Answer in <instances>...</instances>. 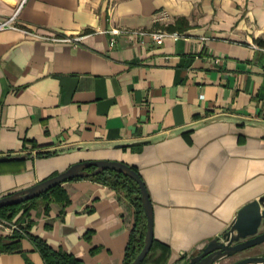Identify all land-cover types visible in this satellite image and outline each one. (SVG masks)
Here are the masks:
<instances>
[{"label": "crops", "instance_id": "1", "mask_svg": "<svg viewBox=\"0 0 264 264\" xmlns=\"http://www.w3.org/2000/svg\"><path fill=\"white\" fill-rule=\"evenodd\" d=\"M13 15L19 28L0 29V156L28 157L0 162V197L80 161H124L153 205L150 260L165 247L163 264H188L264 195V0H0V20ZM154 30L169 34L157 44ZM62 186L69 203L37 199L0 264H46L35 236L83 264H124V194L87 177Z\"/></svg>", "mask_w": 264, "mask_h": 264}, {"label": "water", "instance_id": "2", "mask_svg": "<svg viewBox=\"0 0 264 264\" xmlns=\"http://www.w3.org/2000/svg\"><path fill=\"white\" fill-rule=\"evenodd\" d=\"M136 144H140V142L116 144L115 147H127ZM27 157L28 154L11 156L1 155L0 162L25 159ZM91 167H93V169H90ZM106 169L121 172L134 179L139 185L142 206L146 216V229L143 247L131 264H142L154 240L153 205L146 184L140 173L133 166L124 161L99 159L74 163L63 171L33 185L1 196L0 208L20 204L36 198L54 186L69 179L93 176ZM262 227H264V195L242 206L229 227H227L221 235L211 239L198 254L193 255L188 264L220 263L223 259L233 256L246 248L263 243L264 231H261ZM227 264H264V254L247 256Z\"/></svg>", "mask_w": 264, "mask_h": 264}, {"label": "trees", "instance_id": "3", "mask_svg": "<svg viewBox=\"0 0 264 264\" xmlns=\"http://www.w3.org/2000/svg\"><path fill=\"white\" fill-rule=\"evenodd\" d=\"M187 25V21L184 18H179L175 24H169L164 26V28L168 30L181 29L183 26ZM90 169H93L91 167ZM87 178H91L97 181H100L110 187L114 188L118 191V193H123L124 197L128 200V202L134 207L135 210V222L132 227L130 239L125 252V262L124 264H131L135 256L140 252L144 244V235L146 229V216L144 214L140 189L138 183L126 176L125 174L106 169L96 175L89 176ZM74 179V178H73ZM71 180V179H69ZM43 198L46 202L49 201H58L62 204L69 203V196L67 194L66 189L61 184L54 186L49 189L45 193L40 196L33 198L31 200H27L20 204L4 206L0 208V217L12 219L14 217H18V214L21 212L20 216L22 219L26 217L31 206H35L37 199ZM30 204L29 206H27ZM21 238V234L15 233L11 236H0V252L3 251H12L19 248V241ZM34 240L36 247L39 249L42 257L46 264H83L81 259L76 257L75 255L68 253L62 249L54 250L52 249L44 240L38 237H32ZM155 239L153 240L152 247L143 260L142 264H146L147 262H153L155 264H163L168 258V252L165 247L162 249L160 255L155 260H150L151 252L155 248Z\"/></svg>", "mask_w": 264, "mask_h": 264}, {"label": "built area", "instance_id": "4", "mask_svg": "<svg viewBox=\"0 0 264 264\" xmlns=\"http://www.w3.org/2000/svg\"><path fill=\"white\" fill-rule=\"evenodd\" d=\"M5 28H19V26L16 24L15 15L0 20V29H5ZM23 30L29 32L25 29ZM129 31H130L129 29H121V28H113L110 30L112 34L126 33ZM138 33H145V32L138 31ZM149 34L157 44H160L163 42L165 36H167L169 33L164 30H154V31H150ZM75 39L77 40L78 38ZM64 40H71V38L66 37L64 38ZM114 41H115L114 37H111L110 44L113 45ZM26 225H27V220H25L22 223H18L16 220H14L13 222H7L5 220L0 219V235H8L15 233L23 234L25 232ZM216 264H221V263H216Z\"/></svg>", "mask_w": 264, "mask_h": 264}, {"label": "rangeland", "instance_id": "5", "mask_svg": "<svg viewBox=\"0 0 264 264\" xmlns=\"http://www.w3.org/2000/svg\"><path fill=\"white\" fill-rule=\"evenodd\" d=\"M0 219L5 220V221H7V222H13L14 220H16L18 223H22V222L25 221V220H22L21 217H14V218H12V219H7V218L0 217ZM18 234H19V233H18ZM11 235H13V234L0 235V236L6 237V236H11ZM246 252H257V253H258V252H259V253H260V252H264V243H262L261 245L255 247V248H253V249H250V250H248V251H246ZM246 252H243V253H241V254H236V255L233 256V257L225 258V259H223L220 263H221V264H227V263H230L232 260H234V259L237 258V257H240L241 255H243V254L246 253Z\"/></svg>", "mask_w": 264, "mask_h": 264}, {"label": "flooded vegetation", "instance_id": "6", "mask_svg": "<svg viewBox=\"0 0 264 264\" xmlns=\"http://www.w3.org/2000/svg\"><path fill=\"white\" fill-rule=\"evenodd\" d=\"M261 231H264V227H262L261 228ZM264 243V242H263ZM262 244V243H261ZM261 244H258V245H255V246H252V247H249V248H246V249H244V250H242V251H240V252H238V253H236V254H241V253H243V252H246V251H248V250H250V249H253V248H255V247H257V246H259V245H261ZM236 254H234L233 256H235ZM264 254V252H246V253H244L243 255H241L240 257H237V258H235L234 260H232L231 262H235V261H237V260H239V259H241V258H244V257H247V256H254V255H263ZM233 256H230V257H233ZM230 262V263H231Z\"/></svg>", "mask_w": 264, "mask_h": 264}]
</instances>
